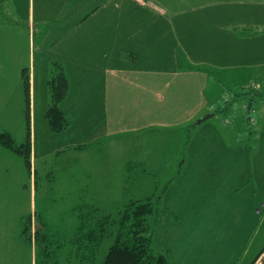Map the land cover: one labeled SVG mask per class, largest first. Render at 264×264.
<instances>
[{
	"label": "rangeland",
	"instance_id": "obj_1",
	"mask_svg": "<svg viewBox=\"0 0 264 264\" xmlns=\"http://www.w3.org/2000/svg\"><path fill=\"white\" fill-rule=\"evenodd\" d=\"M143 1L149 4L150 0ZM180 1L184 2L186 12L193 9L201 12V7L215 4V0H160L156 4L163 11H159V17L164 16L165 10L166 14L169 13L168 7L170 11L175 10L173 3ZM194 27L191 28L194 30ZM207 35L202 40L200 37L194 38L189 28L186 51L192 52L187 48L191 45L189 43L198 41L205 44ZM152 44L155 45L153 54L151 45L142 50L135 40H124L121 43L123 49L138 51L137 66L145 70L133 73V78L138 79L131 83L122 82L116 89L103 92L107 103L105 106L110 108L112 117L105 114L106 117H102L101 106L93 105L90 108H99L101 116L99 111L96 113L94 110L83 117H74L72 126L63 135H50L46 122L37 112L40 107L38 101H41L45 92L42 74L34 73L36 115L32 124L30 170L19 156L0 147V186L6 189L5 195L10 198L8 208L12 213L24 211L23 214L33 218L32 232L37 228L41 241L25 244V250L10 245L12 261H15L13 259L18 252L19 264H80L73 258L72 245L66 242L76 231L77 213L72 210L74 205H82L85 201L116 215V207L127 200H144L147 196L157 195H162L163 212L158 217L153 243L156 250L168 251L172 264H197V260L234 262L243 259H239L241 254L237 248L224 250L216 247L224 244L217 243L218 226H214L217 220L222 219V215L212 216L207 197H210V193L202 191H209L210 186L200 183L204 177L209 176L213 162L224 161L221 149L220 153H211L210 149L223 146L243 153L244 148L252 146L251 138L254 139L256 133H251L254 128L249 119L264 113V101H260L259 96L253 97V94L264 92V75L239 71L232 75L230 73L233 70H228L231 68L203 63L202 59L212 60L207 56L200 58L194 53L185 55L183 50L179 54L171 50V58L164 52L162 58L163 54L156 52L159 51L158 46ZM34 51L36 70L37 59L40 57L37 55V42ZM150 58L152 63L149 62ZM163 60L164 67L169 65V71H153L152 68L156 67L157 70ZM21 61L25 63L26 59L21 58ZM215 61L219 60L214 58ZM15 68L14 65L9 68V72L0 73V131H8L18 144L24 139L26 120L21 75L13 71ZM234 76L237 77L235 82ZM143 77H148L146 83L141 82L144 81ZM184 84L185 89L180 87ZM204 85L203 96L212 100L214 107H222V111L214 117L210 116L197 124L205 114L169 129L123 130L113 137L106 134L104 122H110L115 111L116 114L120 112L124 115L122 127L135 124L131 116H126L140 114L141 109H156L158 115L168 118L179 112L176 110L184 106L183 102L187 105L201 97L197 89ZM254 85L257 88L251 90ZM237 93L248 94L244 96ZM252 98H255L253 102L249 100ZM233 108L241 109L240 128L233 124L240 115L235 114ZM226 121H230L228 125ZM211 124L217 131L209 129ZM79 144L85 147L73 149V146ZM196 146H201L203 152L196 153ZM215 156L218 158L215 159ZM230 156L232 154L229 153V159ZM252 156L253 152L251 161ZM235 157L242 162L238 156ZM198 163L199 169L195 168ZM17 192H21L20 200H17ZM200 196L203 200L199 199ZM43 233L47 236L44 242ZM110 244L109 238L103 241L96 264L102 261Z\"/></svg>",
	"mask_w": 264,
	"mask_h": 264
},
{
	"label": "crops",
	"instance_id": "obj_2",
	"mask_svg": "<svg viewBox=\"0 0 264 264\" xmlns=\"http://www.w3.org/2000/svg\"><path fill=\"white\" fill-rule=\"evenodd\" d=\"M158 2L160 0H150L149 6L143 0H0V73L9 72V68L15 65L13 71L21 75L25 70L28 74L31 152L32 124L36 115L34 73L42 74L41 81L45 92L43 98L39 93L41 101H38L40 107L37 112L46 122L50 135H63L72 126L74 117H83L94 110L96 113L100 112L97 107L94 110L90 108L93 105L101 106L102 117L104 114L112 117L110 108L105 106L107 103L103 92L116 89L122 82L131 83L138 79L133 78V73L143 68L137 66L138 51L123 49L121 43L124 40H135L142 50L151 45L152 54L155 50L152 43H155L159 49L156 52L163 54L162 58L164 52L171 58V50H175V54L183 50L185 55L194 53L200 58L207 56L212 60L202 59L203 63L231 68L228 70H233L230 73L232 75L238 71L264 75V0H215V4L210 7H201V12L193 9L196 10L193 14V10L186 12L184 2L180 1L173 3L175 10L170 11L168 7L169 13L166 14L165 10L163 17H159L163 11L156 5ZM189 28L194 38L200 37L202 40L205 35H210L205 37V44L198 41L189 43L191 45L187 48L192 52L186 51L185 42ZM35 42L37 55L40 56L36 70ZM21 58L26 59L25 63H22ZM214 58L219 61L213 62ZM54 62L62 66L68 83V91L59 107L69 118L70 125L60 133L52 132L45 119L49 103L47 82ZM149 62L152 63V58ZM164 64L163 60L157 70L156 67L152 68L153 71L167 73L170 67H164ZM143 79L141 82L146 83L148 77ZM233 79L235 82L237 77L234 76ZM20 80L22 82L21 77ZM180 87L185 89L186 85ZM204 87L206 85L196 88L201 97L187 105L183 102L181 109H173L179 112L168 118L158 115L156 109H141L140 114L126 116H131L130 119L135 124L122 127L124 115L120 112L116 114L115 111L113 119L103 123L106 134L113 137L123 130L169 129L175 127L173 125L183 124L205 114L213 113L214 117L222 111V107H214L212 100L203 96ZM21 89L23 91V85ZM22 94L24 102V92ZM99 95L102 97L98 98ZM254 99L249 100L253 102ZM258 99L264 101V98ZM113 103L115 104L114 99ZM176 103L177 100L174 104ZM233 110L235 114L241 113V109ZM240 118L242 119L241 114L233 121L238 128L241 126ZM226 122L228 125L230 121ZM249 123H253L254 130L251 133H256L254 139L250 136L252 146L244 148L243 153L223 146L210 149L211 153H220L221 149L224 161L213 162L209 176L204 177L200 183L210 186L209 191H202L210 193L211 198L208 195L207 197L212 216L222 215V219L217 220L214 226H218L217 243L224 244L216 247L224 250L237 248L241 254L239 259H243L234 262L197 260V264H264V113H260L255 119H249ZM209 129L214 130V125L211 124ZM194 151L201 153L203 148L196 146ZM229 153L232 154L230 159ZM235 156L242 162L237 161ZM200 163L195 168L199 169ZM6 193V189L0 186V264H19L18 252L13 259L15 261H12L9 248L13 245L18 250L21 247L26 249V245L20 240V231L21 219L27 215L23 214L24 211L11 212L8 208L10 198ZM16 195L17 200H20L21 192ZM199 199L203 200V197L200 196Z\"/></svg>",
	"mask_w": 264,
	"mask_h": 264
},
{
	"label": "trees",
	"instance_id": "obj_3",
	"mask_svg": "<svg viewBox=\"0 0 264 264\" xmlns=\"http://www.w3.org/2000/svg\"><path fill=\"white\" fill-rule=\"evenodd\" d=\"M52 66V74L47 82L49 103L45 119L52 132L60 133L70 125L69 118L59 107L68 91V83L62 66L56 62ZM21 78L26 120L24 139L17 144L9 132L2 131L0 132V146L19 156L25 167L30 170L29 77L25 70L22 71ZM256 88L254 85V88L250 89L255 90ZM247 94L237 93V95L244 96ZM254 96L262 98L264 92L253 94ZM84 147V144H81L73 148L83 149ZM73 208L77 213L76 231L69 240L66 239V242L72 245L73 258L77 259L80 264L87 262L96 264L98 250L107 238L111 240V244L98 264H172L168 252L156 250L153 243L158 217L163 212L162 195L147 196L144 200H127L116 207V215L104 212L99 207L85 201L82 205H74ZM32 219L31 216L21 219L20 240L26 245L31 244L32 241L34 243L41 241L39 230L35 228L32 232ZM44 241H47L46 234L42 235V242Z\"/></svg>",
	"mask_w": 264,
	"mask_h": 264
},
{
	"label": "water",
	"instance_id": "obj_4",
	"mask_svg": "<svg viewBox=\"0 0 264 264\" xmlns=\"http://www.w3.org/2000/svg\"><path fill=\"white\" fill-rule=\"evenodd\" d=\"M210 116H212V114H207L203 118L199 119L196 123H199L200 121H203V120H205L206 118H208Z\"/></svg>",
	"mask_w": 264,
	"mask_h": 264
}]
</instances>
